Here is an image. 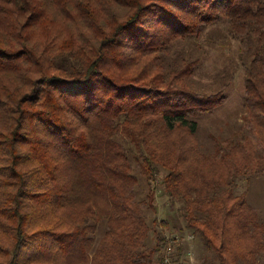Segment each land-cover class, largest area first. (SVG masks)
<instances>
[{"label":"trees","instance_id":"16d2710c","mask_svg":"<svg viewBox=\"0 0 264 264\" xmlns=\"http://www.w3.org/2000/svg\"><path fill=\"white\" fill-rule=\"evenodd\" d=\"M219 24L250 47L247 115L205 153L198 118L228 86L199 87L176 48ZM241 175L264 177V0H0V264H162L173 236V264L197 240L211 264H257Z\"/></svg>","mask_w":264,"mask_h":264},{"label":"rangeland","instance_id":"374dc122","mask_svg":"<svg viewBox=\"0 0 264 264\" xmlns=\"http://www.w3.org/2000/svg\"><path fill=\"white\" fill-rule=\"evenodd\" d=\"M247 43L233 39L228 33V25L219 24L209 28L202 37L177 45L176 53L185 57L200 58L201 63L195 77L199 87L208 93H216L224 85L228 86L222 105L214 112L198 118V139L205 153L215 151L217 139L234 138L245 123L247 108L243 64L250 60L251 53ZM145 184L142 179L138 187L140 199L146 197L148 192ZM157 191L160 220H170L171 223L185 226L178 213V207L182 202L178 200L173 204L163 194L162 188H158ZM243 193H247L250 204L258 209L260 218L264 220V177L239 176L236 194ZM184 247L181 255L184 257L182 264H211L212 258L210 256L208 258L200 240H197L196 245L186 244ZM186 255L189 260L185 258ZM257 264H264V254L260 256Z\"/></svg>","mask_w":264,"mask_h":264},{"label":"built area","instance_id":"2783aa9c","mask_svg":"<svg viewBox=\"0 0 264 264\" xmlns=\"http://www.w3.org/2000/svg\"><path fill=\"white\" fill-rule=\"evenodd\" d=\"M194 238L195 237H194L193 234H189L187 236V240H188L189 243H193L194 242ZM168 240H169V245L167 246L164 262L162 264H173L172 255H173V253L175 251V248L180 243L179 236L169 237ZM191 254H193V253H191Z\"/></svg>","mask_w":264,"mask_h":264}]
</instances>
